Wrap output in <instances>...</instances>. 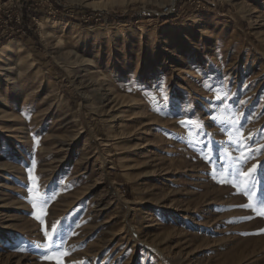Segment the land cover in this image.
Here are the masks:
<instances>
[{
    "label": "rangeland",
    "instance_id": "374dc122",
    "mask_svg": "<svg viewBox=\"0 0 264 264\" xmlns=\"http://www.w3.org/2000/svg\"><path fill=\"white\" fill-rule=\"evenodd\" d=\"M30 1L0 41V264H264V0Z\"/></svg>",
    "mask_w": 264,
    "mask_h": 264
},
{
    "label": "built area",
    "instance_id": "2783aa9c",
    "mask_svg": "<svg viewBox=\"0 0 264 264\" xmlns=\"http://www.w3.org/2000/svg\"><path fill=\"white\" fill-rule=\"evenodd\" d=\"M23 7L21 11L17 13H12L10 11L4 13V16L0 15V41L10 38L13 35L19 33V31H25L28 29L29 23L26 22L24 18L23 9H26L27 17H35L36 13L34 12L33 8L31 7L29 0L22 1Z\"/></svg>",
    "mask_w": 264,
    "mask_h": 264
},
{
    "label": "snow or ice",
    "instance_id": "6c2138e0",
    "mask_svg": "<svg viewBox=\"0 0 264 264\" xmlns=\"http://www.w3.org/2000/svg\"><path fill=\"white\" fill-rule=\"evenodd\" d=\"M249 139H253V138L250 136ZM250 157H251V153H249V156H244L242 154L241 157H239L238 159L240 160V163L242 165L243 163H246L247 159H249ZM236 171L238 172V174L244 175L247 178L245 183H247L248 185H254L255 180L252 176H250L248 173L241 172L239 169H237ZM251 171L252 170H249V172H251ZM222 182H230V181H227V178H225V180ZM256 203L261 209H264V200L257 199ZM244 207H251V205H245ZM259 214L264 215V210L260 211ZM37 219H39V217H37ZM58 232H59V230L57 229L56 225L53 224L52 225V233L45 232V236L48 238V240L50 242L44 243L42 245H37V247H43V248L48 249V250H51L53 248H59L61 245L56 244L55 238L53 235V234H58Z\"/></svg>",
    "mask_w": 264,
    "mask_h": 264
},
{
    "label": "bare ground",
    "instance_id": "6f19581e",
    "mask_svg": "<svg viewBox=\"0 0 264 264\" xmlns=\"http://www.w3.org/2000/svg\"><path fill=\"white\" fill-rule=\"evenodd\" d=\"M50 21H52L51 19H46L43 27L47 29V27L50 25ZM16 40H11L9 42H7L2 49H0V66H2L4 64V62L6 61V58L8 57L7 52L8 51H15V50H19V46L16 44L15 42ZM17 45V46H16ZM6 52V53H5ZM10 53V52H8ZM11 55V54H9ZM10 59V58H9ZM8 60V59H7ZM96 79V78H95ZM97 80V79H96ZM97 82V81H96ZM100 90V88L98 89ZM110 90V89H109ZM102 94V93H100ZM103 99V98H102Z\"/></svg>",
    "mask_w": 264,
    "mask_h": 264
}]
</instances>
